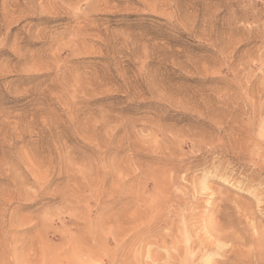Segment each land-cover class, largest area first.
Masks as SVG:
<instances>
[{
	"label": "rangeland",
	"instance_id": "obj_1",
	"mask_svg": "<svg viewBox=\"0 0 264 264\" xmlns=\"http://www.w3.org/2000/svg\"><path fill=\"white\" fill-rule=\"evenodd\" d=\"M0 264H264V0H0Z\"/></svg>",
	"mask_w": 264,
	"mask_h": 264
}]
</instances>
